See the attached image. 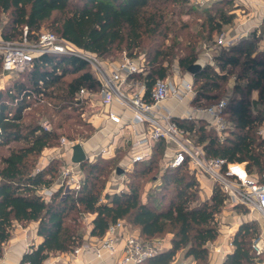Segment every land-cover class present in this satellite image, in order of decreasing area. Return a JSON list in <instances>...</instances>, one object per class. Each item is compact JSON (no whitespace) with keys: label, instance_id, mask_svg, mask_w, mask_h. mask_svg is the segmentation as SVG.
Listing matches in <instances>:
<instances>
[{"label":"trees","instance_id":"trees-1","mask_svg":"<svg viewBox=\"0 0 264 264\" xmlns=\"http://www.w3.org/2000/svg\"><path fill=\"white\" fill-rule=\"evenodd\" d=\"M71 1L0 0V17L7 19L5 33H1L3 41L21 40L25 28L28 40L36 41L48 28L68 44L100 59L108 58L115 50L139 58L138 53L147 50L145 75L135 76L145 84L146 94L157 80L168 78L170 65L166 64H171L184 41L178 35L182 28L175 30L173 17L176 9L190 15L193 9L187 0H84L73 6ZM232 4V0H218L205 7L200 32H190L189 36L211 43L225 26L235 22ZM263 40L264 29L255 30L248 39L221 48L212 65L205 63L195 76L189 73L195 91L192 105L198 107L220 101L233 81L224 112L231 127L222 139L214 129L209 130L205 118L175 119L187 139L203 149L206 159L247 163L252 175L264 172V136L258 134L264 127V44L259 46ZM184 49L187 53L179 58V67L188 72L199 63L190 39ZM2 65L1 56L0 71ZM81 89L92 94L100 91V82L85 60L43 54L0 90V257L15 224L30 222L38 223L43 242L24 255L23 263L45 264L52 254L71 253L84 241L81 222L88 214L93 216L90 236L98 239L121 220L139 228L142 238L148 241L171 234L172 247L145 264H171L178 253L198 264H208L209 246L220 237L218 216L229 198L215 186L210 198L201 199L196 176L183 165L168 169L161 177L163 192L142 200L141 181L158 169L165 155L163 142L157 144L149 161L134 165L139 171L128 190L121 193L106 192L121 151L115 158L97 157L80 165L85 175L81 187L66 194L64 188L54 190L62 169L59 161L52 160L36 169L43 152L60 142L58 131L67 122L73 120L74 124L89 127L90 133L95 130L83 120L89 102L78 99ZM44 118L51 128L41 124ZM42 190H53L49 201L40 194ZM259 238L255 222L241 224L233 237L234 251L223 264L263 263L264 256L253 249Z\"/></svg>","mask_w":264,"mask_h":264},{"label":"built area","instance_id":"built-area-1","mask_svg":"<svg viewBox=\"0 0 264 264\" xmlns=\"http://www.w3.org/2000/svg\"><path fill=\"white\" fill-rule=\"evenodd\" d=\"M187 1L201 6L210 0ZM27 34L25 28L19 42H4L0 45L3 58L2 71L5 74L26 71L32 66L35 57L43 54L75 56L85 60L93 68L100 82V91L95 95H99L103 108L110 109L107 113L108 122L118 128L117 135L121 132L124 135V132H127L130 149L128 166L149 161L157 144L163 142L166 146L162 161L165 169H176L187 165L192 174L205 176L213 182L214 187L218 186L228 196L230 203L243 206L264 219V172L252 175L247 169V163L229 162L222 158L206 159L203 149L187 139L173 113L165 108L164 104L169 100L175 99L179 103L188 99L193 100L195 91L191 80L159 79L147 95L145 84L135 78L140 74L145 75V58H133L123 52L118 62L104 64L99 57L68 44L53 33L40 34L39 38L33 41L34 44L28 43ZM236 40L229 38L223 32L219 35L215 46L206 44L203 55L207 58V64H213L217 48H231ZM93 95L81 89L78 99L89 101ZM115 105L119 106L123 113L119 114L112 109ZM227 105L228 100L221 99L206 107L192 106L180 119L193 121L205 118L209 123L208 127L214 129L222 139L231 127L224 115ZM124 114L128 116L127 120ZM140 127L143 128L142 134ZM61 142L65 149H73L77 144L66 138ZM109 147L102 149L95 157L110 158ZM62 186L69 191L80 189L81 181L75 164L71 163L62 171ZM130 229L125 221H118L109 227L104 238L83 241L71 252V255L89 254L97 260H103L105 256H114L121 251L122 258L117 264H145L162 252L159 242L145 240L129 232ZM121 242L123 246L120 248ZM253 249L258 256H264V234L254 242Z\"/></svg>","mask_w":264,"mask_h":264},{"label":"rangeland","instance_id":"rangeland-1","mask_svg":"<svg viewBox=\"0 0 264 264\" xmlns=\"http://www.w3.org/2000/svg\"><path fill=\"white\" fill-rule=\"evenodd\" d=\"M218 2V0H210L208 3H206L205 5H201L200 7L196 6V4L189 2L188 6L189 8H192L193 11L190 13V15L182 14L181 12H179V9H176L177 11L175 12L176 14L174 15L173 19L176 23L177 29H181L178 32L179 37L182 39H184L183 44H182V49L180 50H176L175 51V57L172 58V62L171 64H166L167 66H169V76L168 78H171L172 80H177V79H190L191 75L188 72L182 71L179 67V58L181 56H184L187 51L184 49L185 46L187 45L189 39L192 41V46L193 49L195 48L196 50V55H197V63L205 65V56L203 55L204 52V46L207 45H212L215 46V42L217 41L219 35H215L212 42L211 43H205L204 40L198 39L196 40L194 37L191 38V36H189L190 32L195 34L200 32V24L203 22V11L205 9V7H210L213 6L214 3ZM233 4L231 5L230 8H234L235 14H236V20L235 22L230 25V26H225L223 29V32L226 33V35L229 38H236V43L238 44L241 40L244 39H248L249 36H251V33H249L247 36H242L239 35L237 36L236 34V27H237V19H241V17L245 16L248 13V10L245 6L246 1L243 0H232ZM72 6L73 5H77V4H83L84 0H72L71 1ZM219 7V5H217V8ZM227 8V7H226ZM229 8V7H228ZM188 9V8H187ZM240 9L241 11H239V13H237V10ZM189 10V9H188ZM187 10V11H188ZM7 23V19L5 16H1L0 17V28H1V33H5V24ZM187 26V28L185 27ZM222 32V33H223ZM43 33H53L55 34L54 30L48 29V28H44L41 32V34ZM20 38L16 39V42H19ZM5 41H3L2 37H0V45H3ZM29 44H34L33 41L28 40ZM169 43H167L168 45ZM264 44V40L261 41L259 46H263ZM220 48H217L215 50V54H219L220 53ZM124 51H113L112 54L108 57V58H103L101 59L102 63L107 64V63H116L120 60L122 54ZM147 50H142L140 53H138V55L140 57L143 58H147L146 55ZM2 56L1 50H0V57ZM17 77V74H5L2 70L0 71V90H4L5 88H7V86L11 83V81ZM232 83L233 81L231 80L228 85H227V89L225 90V92L223 93L222 99H227L229 100L230 96H231V88H232ZM90 105V104H89ZM181 108L182 112L184 110L183 106L179 107ZM32 112V111H31ZM33 113V112H32ZM34 114V113H33ZM83 120L88 123H91V121L93 122L94 118L91 116V112L87 110V112L84 114L83 116ZM58 120V119H56ZM41 124L46 127V128H51V123L47 118L41 119ZM91 125L95 128V126L91 123ZM210 130V128H209ZM62 136L60 139V142L57 143L55 146L46 149L42 156L37 160L36 163V169L42 167L43 163H46V166L52 161V160H57L59 161V163L61 164V174H60V178H58L55 187L60 186V188H64V186H62V171H64V169L69 166L71 164L69 157L67 156V152L66 149L62 146V142L61 140L63 138H68L77 142V144H86L94 135L96 132V129L94 131H92L91 133L89 132V127H85V126H80L77 123L74 124V121L71 120L69 122H67V124L64 126V129L62 131H58ZM259 135L264 136V127H261L259 129L258 132ZM125 153H121L119 155V157L117 158L116 161V166L117 168L115 170H113V172L110 174L109 176V180L107 183V187H106V192H108L109 194H114V193H121L122 191H126L128 190V184L133 180V176L138 173L139 168L136 166H124L123 165V161H125ZM163 157L160 158L159 164H158V169L151 175L148 176L146 178H144L141 182V199L146 201L148 200V196L150 194L152 195H157L160 192H163L161 190L162 187V176L165 174V172L168 169H165L163 167ZM122 168L125 172L121 175L117 174V169L118 168ZM80 170V169H79ZM81 171V170H80ZM80 177V181L82 184V181L85 177L84 173H80L79 175ZM197 178V177H196ZM199 180H207V178H205V176H198ZM136 180V179H134ZM138 180V179H137ZM210 181V180H209ZM211 182V181H210ZM211 185H214L213 182L210 183ZM204 196H206V191H203L200 193V197L201 199L204 198ZM218 220H219V224H220V229L224 228L223 224H231L232 225V229L240 227L241 224L246 223V222H255L260 230V236L262 234H264V219L257 213L251 212L250 210H248L245 207H236L234 204L230 203L229 201L226 203L225 208L223 209L222 213L218 216ZM89 229V220H87L84 216H82V222H81V232L83 233V236H86L87 232ZM230 229V228H228ZM166 237H168V235H165L163 237H158L156 239H158V241H162L163 239H165ZM152 241V240H151Z\"/></svg>","mask_w":264,"mask_h":264},{"label":"crops","instance_id":"crops-1","mask_svg":"<svg viewBox=\"0 0 264 264\" xmlns=\"http://www.w3.org/2000/svg\"><path fill=\"white\" fill-rule=\"evenodd\" d=\"M246 1V8L248 13L241 17V19H237L238 23L236 24V34L237 36H247L249 33L254 32L255 30L262 28L264 29V0H243ZM241 11L237 10V13ZM207 64V58H205ZM89 109L91 112V116L94 118L91 123L95 126L96 132L95 135L86 143L82 144L83 149L88 157V160H94L96 154L101 152L102 149L108 148L110 151V158L104 159H112L115 158L118 153L121 151L125 154V161H123L124 166H128L129 162V143L127 141V132L125 131L120 135H117L118 128H116L112 123L107 120V113L109 112V108H103L100 103L99 95H93L89 99ZM165 108L170 110L175 118H180L185 116L186 113L192 108V100L188 99L179 103L177 100H169L164 104ZM183 106L184 110L181 111V107ZM116 112L123 113V110L115 105L112 107ZM125 120H127L128 116L124 114ZM209 126V125H208ZM140 134L143 132V128H139ZM156 148V147H155ZM67 156L70 159L73 155L72 149H66ZM164 158V157H163ZM72 163V162H71ZM46 166V163H43L42 169ZM80 165H76V172L80 175L81 171ZM197 180L200 184V193L206 191V196H204L203 200L208 199L212 196L214 185H211L208 180H199L198 176ZM60 186L55 187V189H59ZM53 190H42L40 194L44 197L46 201L50 200ZM68 189H64V194L69 193ZM87 220H89V229L84 236V241H95L98 238L91 237L90 231L92 228L91 222L93 220V216L85 214L83 215ZM127 223V222H126ZM130 226L129 232L135 233L136 235L141 236V232L139 228L133 227L131 224L127 223ZM224 228L220 229V237L216 242L210 244L209 249V260L208 264H223L226 256L231 254L234 251L233 246V237L236 234L239 227L232 229L231 224H223ZM230 228V229H228ZM127 233V231L125 232ZM142 237V236H141ZM172 235L168 234V237L163 239L162 241H158V239H154L152 241H157L162 246V252L168 251L171 247ZM43 242V238L38 235V223L30 222L25 225L16 223L12 232V236L8 242H6L2 247V256L0 257V264H21L23 263V257L26 253L30 252L33 247H38ZM120 248L123 246V242H121ZM122 258V252L119 251L114 256H105L103 260H97L92 255L89 254H80L79 256H72L71 253H56L52 254L45 264H117L118 261ZM171 264H198L193 258H185L183 253H178L175 257L174 261ZM260 264H264L260 263Z\"/></svg>","mask_w":264,"mask_h":264},{"label":"water","instance_id":"water-1","mask_svg":"<svg viewBox=\"0 0 264 264\" xmlns=\"http://www.w3.org/2000/svg\"><path fill=\"white\" fill-rule=\"evenodd\" d=\"M203 69V65L201 64H194L192 65L189 69H188V73H190L192 76H195L196 74H198L201 70ZM73 155L71 158V162L75 165H82L83 163H85L88 160V157L83 149L82 144H76L73 147ZM125 171L122 168H118L117 169V174L121 175L123 174Z\"/></svg>","mask_w":264,"mask_h":264}]
</instances>
